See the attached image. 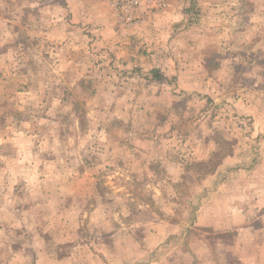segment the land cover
<instances>
[{
    "label": "rangeland",
    "instance_id": "obj_1",
    "mask_svg": "<svg viewBox=\"0 0 264 264\" xmlns=\"http://www.w3.org/2000/svg\"><path fill=\"white\" fill-rule=\"evenodd\" d=\"M239 191L264 199V0H0V264H264Z\"/></svg>",
    "mask_w": 264,
    "mask_h": 264
},
{
    "label": "crops",
    "instance_id": "obj_2",
    "mask_svg": "<svg viewBox=\"0 0 264 264\" xmlns=\"http://www.w3.org/2000/svg\"><path fill=\"white\" fill-rule=\"evenodd\" d=\"M234 193L235 192H229L227 199L225 196H221L222 200L226 199V205L233 211V213L229 214L227 220L224 222L227 224L226 228H234V226L237 228V226H240L238 229H242L245 224L249 223L247 218L248 216L252 217L253 210L258 207H264V199L260 200L262 202H257L258 204H255L250 196L248 199H244L245 197L241 196V191L236 192L235 194ZM259 219L260 225L252 231L254 232L253 234H258V237H256L259 239L258 245L261 247L262 253H264V214H262ZM246 228L249 229V227ZM242 234L244 233L241 231V235Z\"/></svg>",
    "mask_w": 264,
    "mask_h": 264
},
{
    "label": "built area",
    "instance_id": "obj_3",
    "mask_svg": "<svg viewBox=\"0 0 264 264\" xmlns=\"http://www.w3.org/2000/svg\"><path fill=\"white\" fill-rule=\"evenodd\" d=\"M129 16V19H132V15H128Z\"/></svg>",
    "mask_w": 264,
    "mask_h": 264
}]
</instances>
